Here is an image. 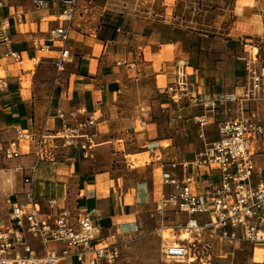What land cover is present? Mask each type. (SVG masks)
Wrapping results in <instances>:
<instances>
[{
	"label": "crops",
	"instance_id": "crops-1",
	"mask_svg": "<svg viewBox=\"0 0 264 264\" xmlns=\"http://www.w3.org/2000/svg\"><path fill=\"white\" fill-rule=\"evenodd\" d=\"M48 1L55 7L61 5V0ZM249 1L175 0L172 9L166 0H157L135 14L129 12V5H124L122 12L127 20L116 28L115 35L114 31L103 30L101 18L108 8L119 10L114 0H106L105 4L99 0L81 1L70 36L74 60L59 70L55 64L58 48L45 54L40 45L49 41L51 28L64 23L50 16L47 9L37 8L35 0H7L0 22V77L6 82L0 91V142L14 138L18 129L31 133L43 128L59 129L62 122L56 117L58 109L87 105L99 120L98 139L130 143L127 161L132 158L131 165L136 164L132 166L136 170L135 185L128 186L124 178L118 186V175L82 173L84 166L79 167L77 162L84 160L69 148L67 155L62 149L52 148L51 137L42 150L49 149L54 155L44 160L35 154L38 149L33 143L22 141V157L13 159L23 175L22 192L29 189L23 181L29 175L34 178L43 213L56 217L64 209L76 213L95 209L102 227L101 245H108L113 235L133 233L140 223L139 208L144 203H159L164 192L173 190L161 181V171L155 170L169 162L165 156L179 157L178 173L183 176L186 171L182 165L191 162L204 144L218 138L220 119L264 116V101L229 105L233 108L229 112L224 106L208 109L209 125L201 137L199 125L191 117L202 114V107L193 106L189 100L176 103L166 93L179 64L187 65L196 90L208 100H217L226 91L241 94L247 83L244 56L257 55L264 74V0H254L252 5H248ZM152 8L156 12L149 17ZM170 10L172 16L168 15ZM78 15L79 27L75 22ZM132 16L137 22H147L142 31L134 30ZM156 25L162 29H156ZM138 38L145 42L146 58L141 63L134 53ZM218 42L220 48L215 46ZM180 51L190 53V59L180 57ZM32 59L39 64H29ZM147 69L153 74H147ZM151 79L168 99L153 96L150 89L136 104L137 97L128 91ZM121 81L127 89L115 88L114 99L111 87ZM134 109L140 129L125 126L124 121ZM68 155L70 161L66 160ZM73 180L76 188L71 189ZM157 183L161 184L159 199L155 198ZM50 199L57 201L55 210L48 207ZM44 202L49 212L43 209ZM34 244L40 249L38 243Z\"/></svg>",
	"mask_w": 264,
	"mask_h": 264
},
{
	"label": "built area",
	"instance_id": "built-area-1",
	"mask_svg": "<svg viewBox=\"0 0 264 264\" xmlns=\"http://www.w3.org/2000/svg\"><path fill=\"white\" fill-rule=\"evenodd\" d=\"M81 1L84 0H61V5L55 7L48 0H35L37 8L47 9L50 16L64 23L51 28L48 43L40 45L41 51L58 48L55 64L59 70L74 60L70 36ZM6 2L0 0V22ZM242 60L247 83L241 94L226 91L217 100H208L196 90L186 64L176 66L175 80L166 93L176 103L189 100L193 106L202 107V114L191 117L199 125L201 137L209 125L208 109L224 106L229 112L233 111L229 105L264 101V74L258 56H244ZM32 63L38 65L39 61L32 59ZM5 85L0 77V91ZM56 117L62 126L54 134L49 135L46 128L38 133L18 129L14 138L0 142V156L6 160L19 159L23 155L22 141H27L37 147L35 154L39 158L46 139L51 137L53 142L62 140L80 160L89 159L98 145L100 126L96 115L87 105H81L77 109L60 108ZM217 129L218 138L204 144L191 162L182 165L185 175H179L177 162L162 167L161 180L173 190L162 194L158 211L170 206L188 216L187 227L208 230L223 239L264 246V149L261 147L264 116L222 118ZM258 155L262 156L261 160L257 159ZM23 181L29 187L25 203L13 205L7 224L1 225L0 221V264H114L117 261L118 247L101 245L102 227L95 209L84 213L64 209L52 217L41 211L34 178L28 175ZM56 203L50 199L48 207L55 210ZM187 255V247L168 245L162 249L164 261L182 262Z\"/></svg>",
	"mask_w": 264,
	"mask_h": 264
},
{
	"label": "rangeland",
	"instance_id": "rangeland-1",
	"mask_svg": "<svg viewBox=\"0 0 264 264\" xmlns=\"http://www.w3.org/2000/svg\"><path fill=\"white\" fill-rule=\"evenodd\" d=\"M101 4H105L106 0H99ZM157 0H114V6L119 7V10L107 9L102 13L101 18L104 21V29L110 30L115 33L116 28L119 25H123L126 22V15L122 12L124 5H129L130 13L135 14L139 10H142L143 7H148L150 4L156 3ZM166 3L170 5L173 9L175 0H166ZM254 0H250L248 5H252ZM119 5V6H118ZM140 12V11H139ZM155 10L152 8L151 14L149 17H152L155 14ZM169 16L173 15L172 10L168 12ZM132 22L134 24L135 31H142L147 25V22H137L136 18L132 16ZM76 24L79 27L80 18L79 15L76 19ZM156 29H162L160 26L156 25ZM139 46L134 48L135 58L138 62L145 61L146 52L143 45L145 44L144 40L138 38ZM48 43V42H47ZM217 48L221 47V44L218 42L215 45ZM225 46V45H224ZM148 52H152L149 50ZM255 53L258 51L255 49ZM45 54L50 53L49 50L44 51ZM172 53V51H170ZM260 54V53H259ZM178 55L183 59H190V53L178 52ZM193 56H196V52L193 53ZM262 56L264 58V48ZM188 57V58H187ZM243 61V60H242ZM29 64H33L32 62ZM241 71V70H240ZM147 74H153V70H145ZM156 82L151 79L146 83L139 82L136 86V89H131L128 92L133 97H137V102L139 98H142L144 92L153 91V96L156 94L161 95L165 98L164 94L159 93L158 87L155 84ZM123 87L127 89L126 83L123 81L120 84H114L111 88L114 89L113 97L116 98L115 88ZM154 88H156L154 90ZM127 92V93H128ZM166 100L168 98H165ZM138 113H135V109L129 113V116L126 118L125 126L127 128H139L138 126ZM137 126V127H136ZM140 129V128H139ZM49 130V129H48ZM57 130V129H56ZM56 130H49L54 132ZM98 143L97 149L93 152L92 156L86 161H78V166H84L81 168L82 173H107L115 175L119 178L118 186L124 181V178H127L128 186H133L135 177V169H132L131 161L128 163V157L131 151H128L130 143L126 141H114V140H101L97 139ZM103 142V143H101ZM52 148H55L57 151L62 149V153H68V147L63 145L62 140H55ZM134 146H131V148ZM262 149H264V144H262ZM66 152V153H65ZM54 153L48 150H42L39 159H48L52 158ZM67 155V154H66ZM262 156L258 155L257 159L261 160ZM66 160L70 161L69 155ZM17 160H6L0 156V221L1 225H5L9 221V216L11 209L15 204L25 203V194L22 192V173L19 169V166L16 165ZM131 165V166H130ZM155 170L161 171V165L157 166ZM3 173L7 177L3 176ZM108 175L107 177H110ZM25 177V176H24ZM113 177V176H112ZM13 181V193L10 191L9 187L5 189L3 187L4 181ZM63 180L66 178V174L62 176ZM162 181V180H161ZM135 185V183H134ZM117 186V187H118ZM161 184H156V199H159V189ZM70 188H76V181H72ZM110 188V187H109ZM45 203V202H44ZM159 203H148L143 204L140 211V223L137 229L129 235H113L110 238L108 245L117 246L120 250V255L117 261L114 264H264V246L253 244L250 242L242 240H228L218 237L211 231L208 230H199L200 232H195L193 235L199 240L196 243L184 242L188 249L187 257L192 256L197 250L196 260L187 263L186 259L182 262L176 261H164L162 259V249L164 246L173 245L172 240L176 238L178 234L187 226L188 216L184 213H179L176 210L172 209L170 206L167 207L165 211H158ZM44 210H48L46 203L43 205ZM49 212V211H47ZM202 234V235H199ZM124 241V242H123Z\"/></svg>",
	"mask_w": 264,
	"mask_h": 264
},
{
	"label": "bare ground",
	"instance_id": "bare-ground-1",
	"mask_svg": "<svg viewBox=\"0 0 264 264\" xmlns=\"http://www.w3.org/2000/svg\"><path fill=\"white\" fill-rule=\"evenodd\" d=\"M165 159H166V161H169V162H179L180 161L179 157L176 155H167V156H165ZM3 176L7 177L5 175V173H3ZM3 181H4L3 187L5 189H7L9 187L10 191L13 193V187H12L13 181H12V179L9 181H6V179L4 178ZM194 231L200 232L198 229H192V228L186 226L184 228V230H182L181 233L178 234L174 240H172V244H173L172 246L186 247V245L183 244L184 242L196 243L199 240V238H197L193 235ZM199 235H202V234H199ZM197 255H198V253L196 250L192 256L187 257V259H186L187 263H191V262L195 261Z\"/></svg>",
	"mask_w": 264,
	"mask_h": 264
}]
</instances>
